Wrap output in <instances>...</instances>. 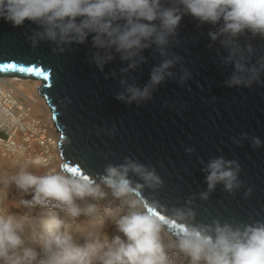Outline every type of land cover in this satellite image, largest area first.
<instances>
[{"label":"clouds","instance_id":"obj_1","mask_svg":"<svg viewBox=\"0 0 264 264\" xmlns=\"http://www.w3.org/2000/svg\"><path fill=\"white\" fill-rule=\"evenodd\" d=\"M186 16L197 27L212 26L207 32L208 48L218 43L225 53L219 56L218 66L231 67L226 87L264 86V54L258 55L250 42L264 40V0H0V20L13 27H23L25 22L35 25L27 36L33 49L48 44L53 53H64L90 41L88 62L101 73L118 57L124 66L105 78L118 76L115 99L137 107L152 100L162 84L174 80L183 86L191 78L184 57L173 50L180 43L179 29ZM146 51L159 59L147 82L139 85L132 74L148 63ZM177 66L179 71H174ZM103 131L113 137L118 130L113 124ZM231 140L238 147L245 140L254 150L264 147V140L248 132ZM194 152L195 148L185 147L187 155ZM201 171L206 190L190 194L177 206L149 195L163 189L165 181L154 165L132 156L119 163L109 161L94 175L63 164L40 175L21 168L11 182L31 195L20 204L28 214L35 213L33 224L48 235L38 252L24 246L21 220L0 216V261L19 253L18 262L23 264H185L170 255L185 258L187 264H264V219H197V200L208 202L218 186L233 198L242 189L245 199L251 195L252 187L240 178L239 161L212 157ZM109 196L116 203L102 205ZM38 209L62 211L70 220L91 219L103 211L122 236L109 239L88 232L77 239L65 229V221L46 217Z\"/></svg>","mask_w":264,"mask_h":264},{"label":"water","instance_id":"obj_2","mask_svg":"<svg viewBox=\"0 0 264 264\" xmlns=\"http://www.w3.org/2000/svg\"><path fill=\"white\" fill-rule=\"evenodd\" d=\"M34 27L29 22L13 27L0 20V77L39 81L38 91L58 132L59 166L94 175L109 161L119 163L124 156H132L154 165L165 181L163 189L149 195L162 204L180 206L190 194L206 190L201 168L210 158L236 159L242 168L240 178L252 187L251 195L245 199L242 189L233 198L218 186L208 202L197 200V219H264V147L254 150L248 140L238 147L231 140L243 132L264 140V86L224 85L231 67L218 66L219 56L225 54L218 43L208 48L207 32L212 26L197 27L191 17H184L180 43L173 50L184 57L192 76L183 86L174 80L162 84L153 99L140 107L117 101L119 77L105 78L124 66L118 57L101 73L88 62L90 41L64 53H53L48 44L33 49L27 36ZM250 42L258 55L264 54V40ZM145 55L148 63L132 74L139 85L147 82L159 59H152L151 51ZM113 124L118 131L109 137L103 129ZM186 146L195 152L187 155Z\"/></svg>","mask_w":264,"mask_h":264},{"label":"bare ground","instance_id":"obj_3","mask_svg":"<svg viewBox=\"0 0 264 264\" xmlns=\"http://www.w3.org/2000/svg\"><path fill=\"white\" fill-rule=\"evenodd\" d=\"M38 86L39 81L34 78L17 75L0 77V151L10 152L5 153L8 154L4 155L7 157H14L13 153L20 154L25 160L28 157L25 151L27 145H32L35 141L37 149L41 148L43 152L33 151L32 147L29 150V160L32 158L30 162H38L47 171L59 170L60 166L56 169L49 165L51 161H61L57 144L58 132ZM51 132L56 135L54 138L48 135ZM21 133V141L24 142L18 141ZM36 153L43 154L33 158Z\"/></svg>","mask_w":264,"mask_h":264},{"label":"rangeland","instance_id":"obj_4","mask_svg":"<svg viewBox=\"0 0 264 264\" xmlns=\"http://www.w3.org/2000/svg\"><path fill=\"white\" fill-rule=\"evenodd\" d=\"M48 135H50L51 137L53 136L54 138L55 134L51 132ZM21 136L22 133L19 134V142H21ZM32 145H27V149H25L28 156L25 160L20 154L13 153L15 158L7 157L4 156L8 155L5 154L7 151H3V153H1L0 151V216L13 215L16 217V219L21 220L24 225V246L35 248L39 252L41 243L47 237L48 233L43 229L35 227L32 221V215H35V213L28 214L27 210L20 204V201L22 199H31V195L23 194L22 192L18 191L15 184L12 183L10 179L12 176L16 175L21 168L33 171L38 175L44 174L47 171L46 167L38 164V162H30L32 158L29 160V157H31L29 156V150H32V147L34 148L33 151H42L41 148H39L40 150L37 149L38 147H36L37 145L35 141ZM42 154L36 153V156L34 155L33 158H36L37 156ZM59 164L60 163L57 162L54 163V161H51L49 163V165H52V167L56 169L57 167H59ZM101 203L102 205L106 206L109 203H116V201L114 200V198L109 196L105 201H102ZM38 211H43L46 217L55 216L61 221H65V229L71 232L77 239H81L88 232H99L102 238H104L106 234L109 239L113 238L116 235L122 236V234L117 231L115 225L111 223L110 216L103 211L94 218L86 219L85 217L81 216L77 220H70V218L64 212L59 210L38 209ZM18 257L19 253L14 255L13 258L7 262L0 261V264H23L22 261L18 262ZM170 259H184L185 264H187L186 259L178 255H170Z\"/></svg>","mask_w":264,"mask_h":264},{"label":"snow or ice","instance_id":"obj_5","mask_svg":"<svg viewBox=\"0 0 264 264\" xmlns=\"http://www.w3.org/2000/svg\"><path fill=\"white\" fill-rule=\"evenodd\" d=\"M73 171H77L76 169H72Z\"/></svg>","mask_w":264,"mask_h":264},{"label":"built area","instance_id":"obj_6","mask_svg":"<svg viewBox=\"0 0 264 264\" xmlns=\"http://www.w3.org/2000/svg\"><path fill=\"white\" fill-rule=\"evenodd\" d=\"M21 142H24V141H21Z\"/></svg>","mask_w":264,"mask_h":264}]
</instances>
